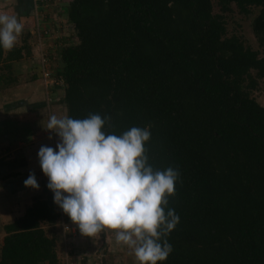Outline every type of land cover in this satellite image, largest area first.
Returning <instances> with one entry per match:
<instances>
[{
    "label": "trees",
    "instance_id": "trees-1",
    "mask_svg": "<svg viewBox=\"0 0 264 264\" xmlns=\"http://www.w3.org/2000/svg\"><path fill=\"white\" fill-rule=\"evenodd\" d=\"M56 7L67 18L57 30L68 26L76 37L55 39L47 65L63 81L67 116L107 115L105 130L116 134L149 128V163L180 173L169 197L179 223L162 264H264V105L254 95L264 81V0ZM52 15L43 24L52 26ZM237 15L252 18L257 49L232 30ZM23 37L0 49V91L20 84L13 65L35 56L31 33ZM44 193L4 225L0 264H59L57 236L46 226L55 227L61 212L47 187Z\"/></svg>",
    "mask_w": 264,
    "mask_h": 264
},
{
    "label": "clouds",
    "instance_id": "clouds-1",
    "mask_svg": "<svg viewBox=\"0 0 264 264\" xmlns=\"http://www.w3.org/2000/svg\"><path fill=\"white\" fill-rule=\"evenodd\" d=\"M23 29L15 15L0 13V49L12 50ZM109 122L97 113L48 118L43 127L59 139L55 148L42 145L37 152L46 186L81 234L111 230L135 264H162L173 251L168 237L179 223L169 197L180 173L149 163V128L132 126L116 134L105 130ZM24 184L39 188L34 173Z\"/></svg>",
    "mask_w": 264,
    "mask_h": 264
},
{
    "label": "crops",
    "instance_id": "crops-1",
    "mask_svg": "<svg viewBox=\"0 0 264 264\" xmlns=\"http://www.w3.org/2000/svg\"><path fill=\"white\" fill-rule=\"evenodd\" d=\"M56 6L57 0H0V13L15 15L24 27L27 30L31 29L30 33H33L35 14L42 12L48 16L50 12L56 13L58 11ZM56 17L58 15L51 16V25H54ZM36 60L39 62V58ZM33 61L32 70H29L31 66L29 64L25 72L33 76L38 74L39 78L28 83L21 84V82L0 96V217L11 216L12 221L23 216L33 203L30 204V199L39 195L37 189L24 184L30 173L35 174L43 190L47 187L48 180L42 173L37 152L42 145L55 148L59 138L55 133L46 130L43 125H46L51 115H56L58 118L67 115V109L61 102L65 94L64 86L59 80L58 84L46 90L40 78L41 68H38L39 64L35 59ZM10 94L14 95V98L12 96L11 99H7V95ZM2 105L6 107H1ZM7 223L0 222V247L5 236L3 227ZM76 245L70 253L79 256L83 248L78 247L80 244ZM84 252L87 253L88 250ZM59 264H63L60 259Z\"/></svg>",
    "mask_w": 264,
    "mask_h": 264
},
{
    "label": "rangeland",
    "instance_id": "rangeland-1",
    "mask_svg": "<svg viewBox=\"0 0 264 264\" xmlns=\"http://www.w3.org/2000/svg\"><path fill=\"white\" fill-rule=\"evenodd\" d=\"M68 0H57V5L60 2L61 9L65 10V3ZM59 8L56 7V10ZM58 15V18H56L58 21H63V23H60V25L64 26V23H66L67 18L64 16H59V10L56 12ZM56 15V16H57ZM236 21H231V25L233 26L232 30L233 31H238L241 32L246 38V40L251 44L254 49H257V43L255 42L252 30H251V20L252 18H244L241 17L240 15H237L235 17ZM235 22L241 23V26L238 24L236 25ZM36 24V22H35ZM66 28V29H65ZM61 28L60 30L57 29H51L53 30L52 32H49V35L47 38H43L42 42L40 43L38 40V32L36 28L32 30L33 33H31V38H33L34 44V57H28L24 58L23 60L16 62L13 65V69L15 74L19 76V78L22 80V83H28L33 80L32 76L30 73L27 74L25 72V68L28 67L27 65L31 64L30 69L32 70L33 64H34V59L37 63V56L38 53H40L41 48H54L55 46L51 45L54 44L55 39H61V38H68L69 43L75 42L74 40L71 41L72 36L71 31L68 29V26ZM30 32L31 29H28ZM27 32V28L24 27L23 32L21 35L17 38V41L15 45L17 44H22L23 43V35ZM71 34V37H68ZM67 36V37H66ZM51 42V44H50ZM50 44V45H49ZM57 47V46H56ZM54 56V55H53ZM57 56V55H55ZM56 65V62L54 59L51 60V64ZM29 68V67H28ZM17 86V85H16ZM24 86V85H22ZM14 86H9L7 88H4L3 91H0V96L1 94L7 93L11 88ZM254 95L257 97V99L260 101L261 104L264 105V81H260V87L258 90L254 92ZM14 95L10 94L7 95V99L10 98ZM1 107H6V106H1ZM57 137V136H56ZM40 188L38 190V194L45 196L43 187L39 185ZM36 193V190L35 192ZM42 193V194H41ZM34 197V196H33ZM33 197L30 199V204L33 202ZM36 197V195H35ZM69 219V220H68ZM68 222H70V218L67 216ZM12 221L11 216L7 217H0V222L7 223ZM47 233L54 236L56 235L58 238V243H57V248H58V255L61 263L65 264L68 262L69 264H135V259L134 256L131 253V250L127 249L124 246L117 245L115 243V235L114 232L111 230L105 231L103 234L102 232L98 233L97 235L91 237L87 235H83L80 233H77L76 235H73L71 232L65 231L64 230V224H63V219L59 218L58 223L55 227L52 226H46ZM2 232V231H1ZM83 237V238H82ZM1 238V235H0ZM82 238V239H81ZM67 240V242H65ZM86 241V242H85ZM86 243V244H85ZM76 244H80L78 247L83 248L81 252V256H76L75 253L71 254L70 249L74 250L76 248ZM67 245V246H66ZM76 245V246H74ZM88 250V252H84L85 250ZM84 250V251H83ZM68 251V255H67ZM70 253V256H69Z\"/></svg>",
    "mask_w": 264,
    "mask_h": 264
},
{
    "label": "built area",
    "instance_id": "built-area-1",
    "mask_svg": "<svg viewBox=\"0 0 264 264\" xmlns=\"http://www.w3.org/2000/svg\"><path fill=\"white\" fill-rule=\"evenodd\" d=\"M35 16H36L35 17V21H36L35 28L38 32V40L40 43L42 42L43 38H44V40H45V38H47L50 31L51 32L53 31L51 29L55 30V28L57 29L60 26V23H63L62 20L58 21L56 19L58 17H56L54 25L47 26V25L43 24L44 23V16H45L44 13L42 14V12H39V13H36ZM50 44H51V42H50ZM58 44L59 43H54L51 45L52 46L54 45L56 47V46H58ZM49 52H50L49 48H41L40 53H38V58H39L40 64H41V72H42V76H43L44 85H45L46 90H49L53 85L58 84V82H56L54 79H52V73H50V71L47 68L48 62L50 60V53ZM60 83L62 85H64L63 81H60ZM58 210L61 212L60 218L63 219L64 230L71 232L73 235H76L77 233H81L79 228L72 221L68 222L69 219L67 220V215L62 211V209L59 208ZM70 251H72V250L70 249ZM79 256H81V255H79ZM65 264H69V263L66 262Z\"/></svg>",
    "mask_w": 264,
    "mask_h": 264
}]
</instances>
